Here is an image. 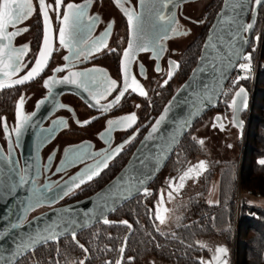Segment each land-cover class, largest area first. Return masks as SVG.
I'll use <instances>...</instances> for the list:
<instances>
[{
    "label": "flooded vegetation",
    "instance_id": "flooded-vegetation-1",
    "mask_svg": "<svg viewBox=\"0 0 264 264\" xmlns=\"http://www.w3.org/2000/svg\"><path fill=\"white\" fill-rule=\"evenodd\" d=\"M212 1L213 0H209L205 3L203 6L204 14L196 21L193 18L197 11L196 8L193 9L195 5L186 7V2L182 5H177L173 16L175 20L174 27L179 26L178 29L181 30L183 27L185 28L184 24L189 22L197 26L200 29V33V31L209 22V16L206 10ZM46 3L53 4L54 7V0H46ZM64 3H87V15L89 17L99 18L92 31V39L94 40L97 37H100L102 33L107 31L108 34L104 37L107 46L91 56L82 57L79 61H75L74 66H72V62H66L63 59L65 55H69L68 50L61 48L58 43L57 36L60 23L56 18V13L52 10L49 11L50 34L53 37V51L47 66L43 69L39 76L32 81L0 89V154H2L5 158L9 156L8 140L4 131L6 118L8 135L13 141L15 156L21 168V157L15 144V132L13 131V129L17 127L18 121L15 113L16 106L19 104L21 97H23V104L20 108L21 119H23L24 116L30 117L36 111L38 102L43 100L44 103L42 105H44L45 108L41 117L44 118L39 125L41 138L49 136V134L44 130H53L49 138L50 140L43 144L40 148L39 171L35 177L38 187L42 188L45 185L50 186L51 190L47 193L50 197L57 196L60 193L57 191L59 189V185L65 183L66 181H70L72 177L80 173L87 165L95 163V160L87 159L83 163H77L73 166H65L61 163V161L65 159V149L81 144H88L90 145V148L88 149L89 151L103 152L109 148H117L126 140L127 142L126 144H123L121 151L109 160L108 167L104 168L98 176L94 177L90 181L80 184L79 187L69 191L67 195H63L62 198L58 199L56 205L54 206H57V204L61 202H63L62 204H66L76 200V198H78L92 182L101 177L107 169L117 161L126 148L130 147V145L134 143H138L140 140L139 138L142 137L141 135L146 132L147 128L154 122L155 118L159 114L158 108L165 105L171 97L173 90L176 89L175 83L178 82L181 84L183 82L184 79L181 77L183 61L187 53L188 45L195 38L194 37L189 43H187L186 37L170 32V34L159 41L160 45H162L163 51L160 53L158 59L153 58V53L151 51L139 52L131 65V72L146 92V95H139V89H137L136 92H132L131 89H129L125 92L124 96L120 98L118 103H114L123 87L121 59L123 51L128 46L129 39L127 16L125 15L123 9L132 8L138 12V0H127V2H125V0H121L120 5H117L115 0H64ZM33 5L34 8H36L34 14L23 24L17 25V28L23 29L26 27L28 28V31L22 32L20 35L14 37L12 41L13 48H23L27 46L25 53L21 57L22 70L20 72H11L10 75L4 78L5 80H12L21 77L35 65V58L40 50L43 39L44 26L43 19L38 8V0H33ZM168 9L171 10L170 6ZM61 11H63V9H61ZM9 30L15 31L16 29L10 28ZM111 49H116V51H110ZM170 62H174L178 65V67L171 69L172 76L169 79L168 73L170 71ZM65 64H69V67L65 68V71L54 73V69L57 67H64ZM23 65H26V67H23ZM140 65H143L142 69ZM157 67H159V71L156 70ZM94 68L100 70V73H97L98 76L101 73H106L107 78L117 82V87L111 92V94L107 96H99L93 99L92 96H89L87 93H83L75 85L57 83L58 81L63 80L64 76L69 75L72 71H84ZM141 72H143V75H141ZM46 80L48 81L47 87L44 84ZM165 80L168 81L166 85H164ZM172 80L177 81L173 83L171 82ZM56 94L57 97L53 105H48L49 99L51 97L53 98ZM79 94L84 95L87 99L85 101L82 100L78 96ZM96 99H99V104L95 107L90 106L91 104L96 103ZM109 103H112L113 106L107 111H104L102 106ZM228 110L229 107L227 110L216 111L214 114H228ZM130 114H135L136 116V120L131 122L130 126H121L109 131V120H116ZM57 120L64 121V124L57 126L54 124V121ZM240 120H243V113L240 115ZM77 121H80L81 123L78 124ZM84 121H89V123L84 124ZM101 134H104L103 139L101 138ZM106 140L109 141V143H106ZM49 157H52V159L49 160ZM97 159H99V157H97ZM58 167L62 169L60 172L56 171ZM81 186L84 187L79 189ZM127 228L129 231V227ZM84 249L86 248L84 247ZM84 252L85 256L80 260L75 255L68 254L65 260L66 264H68V260H71L73 264H81L83 260L85 262L89 253L88 250ZM119 255L116 261H118ZM228 256L229 251H227V264L229 262ZM149 257L153 260H158L152 256H146L142 259H147ZM128 258L129 257L125 258L124 254L122 264L125 262V264L131 262H141L142 260L134 261V258Z\"/></svg>",
    "mask_w": 264,
    "mask_h": 264
},
{
    "label": "snow or ice",
    "instance_id": "snow-or-ice-1",
    "mask_svg": "<svg viewBox=\"0 0 264 264\" xmlns=\"http://www.w3.org/2000/svg\"><path fill=\"white\" fill-rule=\"evenodd\" d=\"M115 2L117 5H120L121 0H115ZM125 2H127V0H125ZM170 2L171 0H138L140 7L139 12L132 8L123 9L125 15L127 16L129 39L128 46L123 51L121 61L123 87L114 103H118L120 98L123 97L125 92L129 89H131L132 92H136L137 89H139V95H146L142 86L138 83L135 76L132 75L131 65L138 52L151 51L154 59L159 58L160 53L163 51L162 45H160L159 41L166 37L170 32L175 31L173 27L175 23L174 17L169 16L165 11ZM245 3L246 0H223L222 11L218 14V24L214 25L212 29L214 35L203 45V54L199 58V66L194 70L192 77L189 82L183 86L181 92L189 89L195 92V82L199 76L215 74L221 69L225 59L227 60V63L231 65L234 60L240 57L238 42L243 39L240 33L242 30H248L253 27L252 24H239L238 14L243 9ZM254 3L257 6L264 5V0H254ZM149 4H151V6H149ZM158 4L160 5L159 7L157 6ZM87 6V3L65 4L64 0H54L53 7V4L46 3V0H38V8L42 16L44 26L41 47L35 58V66L32 67L25 76L15 80L14 84H23L26 81L31 80L34 74H39L47 66L53 51V37L50 34V10L55 11L56 18L60 23L57 36L58 43L61 48L67 49L69 52V55H65L63 59L66 62H72V66H74L75 61H79L82 57L91 56L107 46L104 39V37L108 34L107 31L102 33L100 37H97L94 40L92 39V31L99 18L89 17L86 13ZM61 9H63V11H61ZM35 11L36 8H34L33 0H0V73H2L3 76H8L11 72H20L22 70L21 57L25 53L27 46L23 48H13L12 41L14 37L20 35L22 32L28 31V28L25 27L23 29H19L17 28V25L23 24L34 14ZM10 28L16 30L10 31ZM110 51L115 52L116 49H111ZM244 58L250 59V56H246ZM23 67H26V65H23ZM67 67H69V64H65L64 67H57L54 69V73L63 72ZM140 67L142 69L143 65H140ZM177 67L178 65L174 62L169 63V79L172 76L171 69ZM238 67L241 70H245L249 67V65L239 63ZM156 70L159 71V67H157ZM97 73H100V70L95 68L84 71H72L69 75L64 76L63 80L58 81L57 83L75 85L83 93H87L89 96H92L93 99L99 96H107L111 94V92L116 89L117 82L107 78L106 73H101L99 76ZM141 75H143V72H141ZM244 78L245 77L243 76L239 77V79ZM167 82L168 81L165 80L164 85H166ZM44 84L47 87L48 81L46 80ZM2 87H4V85L0 84V88ZM208 90V84L202 82L200 84V94L203 95ZM177 95L179 96V93ZM175 99L176 98H174L172 102H169V105L164 109L165 115H161L155 122V125L149 133V137L146 139L151 138L153 134L158 131L161 123L165 121L166 114L172 107ZM43 103V100L38 102V107ZM22 104L23 97H21L19 104L16 106L15 114L17 121L21 120L20 108ZM98 104L99 99H96V103L91 104L90 106L95 107ZM112 106L113 104L109 103L102 107L104 111H107ZM246 106L245 89L240 87L239 90L235 92L231 103L228 105V107L233 110L234 120L235 113L238 112L241 107ZM33 115L35 114L33 113ZM30 120L31 117L24 116V123L13 129L18 137L21 135L22 128H24ZM135 120V114L126 115L116 120H109V131L121 126L128 127L130 126V123ZM77 123L80 124L81 122L77 121ZM83 123L87 124L89 121H84ZM54 124L60 126L64 124V121L57 120L54 121ZM185 126H187V122H185V124L181 127ZM4 131L6 135H8L6 118ZM44 131H46L50 136L53 130L47 129ZM101 138H104V134H101ZM47 139L48 136H45L44 140L46 141ZM105 142L109 143L107 140ZM201 143H203V141H201ZM122 147L123 145L118 146L115 149L109 148L103 152H91L88 150L90 145L81 144L65 149V159L61 161V163L65 166H73L77 163H83L87 159H93L95 160V163L87 165L80 173L72 177L70 181H66L63 187L60 188L61 195L51 197L47 195V193L51 190L49 185H45L42 188L38 187L35 176L28 175V173L35 168L34 165L32 166V169H30L28 165H25L22 172L18 167V162L12 158L11 153L7 158L0 154V190H3L5 194L10 195L13 188H21L26 184H31L32 189L29 194L30 198L25 202L24 206L25 212L35 210L37 207L44 204L51 205L58 199L62 198L63 195L68 194L65 191V188L71 190L72 187H79L80 184L90 181L94 177L98 176L104 168L108 167L109 160L117 155L121 151ZM97 157H99V159H97ZM51 159L52 157H49V160ZM260 163L264 164V160H261ZM204 166L205 162L201 161L197 167L204 168ZM4 168H8L10 170L9 177L7 178L2 175ZM61 170L62 169L60 167L56 169L57 172H60ZM132 179H135V177ZM181 179H183V177H181ZM122 181L123 177L117 178V181L111 186L108 193L100 194L99 199L104 201V207L108 206L109 200L115 202L127 195L131 185L124 184ZM23 218L24 217L22 215L19 219L22 220ZM89 218H91V214H89ZM157 219H159L158 215ZM103 222L105 224L109 223L107 219H104ZM121 223L131 227L127 224V221H123ZM65 224L72 225L74 224V221H65ZM12 227L14 228L15 225H12ZM60 229L61 225L59 224H56L55 227H46L45 229L28 237L27 241L18 242L14 250L15 258H19L28 251L34 252L35 246L41 242L58 240ZM69 234L71 235L73 242L76 243L78 247L87 251V249H84L83 245H80L78 241H76V232L74 230ZM3 238L4 237H0V239ZM119 251L123 253L124 248L121 247ZM226 251L227 250L223 247H216L215 252L217 255L212 258L213 261H221V256L219 254H226ZM115 264H121V262L118 260ZM200 264H204V261H201Z\"/></svg>",
    "mask_w": 264,
    "mask_h": 264
},
{
    "label": "trees",
    "instance_id": "trees-1",
    "mask_svg": "<svg viewBox=\"0 0 264 264\" xmlns=\"http://www.w3.org/2000/svg\"><path fill=\"white\" fill-rule=\"evenodd\" d=\"M221 2L222 0H213L207 7L209 22L188 45L181 72L182 79H185L194 67L208 27ZM262 11L259 10L251 44L257 34ZM238 86L246 88L247 82L242 81ZM231 96L232 93H229L227 99ZM162 108L163 106L159 107L158 111L160 112ZM227 109L228 103L218 104L199 118L179 142L169 161L149 186L147 193L134 197L110 214L111 220L127 221L133 225L125 258L132 257L134 261H140L146 256H152L160 261L175 264H200L201 261L205 264V258L209 256V248L202 244L205 239L215 237L224 239L228 244L233 242L234 196L237 184L235 162L226 163L227 165L222 167L219 201L215 204H208L205 201L190 204L185 219L177 231L157 229L153 212L155 194L167 175L172 174L181 161L193 158L198 152V143L192 137L193 129L201 125L210 114ZM135 146L134 143L126 148L117 161L92 182L76 200L94 193L106 184L126 163ZM178 157L180 159H177ZM261 160H264V39L244 145V159L238 173L243 197L236 228L235 264H264V206L251 204L247 199L248 196L264 198V164L260 163ZM127 232V227L103 223H97L79 232L77 241L89 253L84 264H114ZM68 254L75 255L79 260L85 256V252L69 236L61 238L58 242L37 247L33 253H27L15 264H66Z\"/></svg>",
    "mask_w": 264,
    "mask_h": 264
},
{
    "label": "water",
    "instance_id": "water-1",
    "mask_svg": "<svg viewBox=\"0 0 264 264\" xmlns=\"http://www.w3.org/2000/svg\"><path fill=\"white\" fill-rule=\"evenodd\" d=\"M192 1L196 0H171L165 11L169 16L173 17L177 5H182L185 2ZM149 6H151V4H149ZM157 6L159 7L160 5L158 4ZM169 6L171 10L168 9ZM262 6L263 5L257 6L254 3V0H246L243 9L238 14L240 25H253L251 29L242 30L240 33L243 37V39L238 42L240 57L234 60L231 65H229L227 63V60L225 59V62L222 65L221 69L218 70L215 74H211L208 76H199L195 82V92H193L191 89L181 92L183 86L187 84L192 77L194 70L199 66V58L203 54V45L209 40L210 37L214 35L212 29L214 25L218 24V14L222 11L223 7L222 0L220 8L214 15V18L208 27L194 67L191 69L190 73L179 85V87L172 93L171 97L165 103V105L155 118L154 122L142 135L126 163L100 189L86 197L74 200L66 204L50 207L56 204L58 200L51 205L44 204L42 206H49L50 208L32 217H29V215L33 210L30 212H25L24 209L25 202L30 198L29 194L32 189L31 184H26L21 188H13L10 195L5 194L3 190H0V237H4L3 239H0V264H15L27 253H32L33 251H28L21 255L19 258H15L14 256V250L18 242L27 241L28 237L35 234L36 232L41 231L46 227H55L56 224L61 225V229L59 230V239L41 242L35 246V249L48 243L58 242L63 237H71L69 233L73 230L76 232L77 236L79 232L88 229L97 223L105 224L103 222L104 219H107L109 221V223L105 225L128 227L127 225L121 223L123 221H115L109 219L110 214L127 201L133 199L136 196L145 194V190L147 193L149 186L169 161L177 145L185 136V134L190 130V128L199 118H201L204 114L214 109L218 105L217 101L223 85L225 84L228 76L232 73L236 64L241 60L242 56L250 46L259 9ZM139 11L140 7L138 12ZM26 74H24L23 76H25ZM39 74H34L33 78L29 81L34 80L39 76ZM23 76L12 80H5L4 78L6 76H3L2 73H0V84L4 85V87L0 89L20 85L14 84V81L22 78ZM202 82L208 84L209 86V90L203 95L200 94V84ZM239 88L236 91H238ZM235 92L233 93L232 98ZM178 93L179 96L177 95ZM78 96L84 101L87 99L84 95L79 94ZM56 97L57 94L54 95L53 98L51 97L48 101V105H53ZM245 97L247 105L248 94L246 89ZM174 98H176L175 102L167 112L165 121L161 123L158 131L153 134L151 138L146 139L147 137H149V133L151 132L152 127L155 125V122L160 118L161 115H165L164 109L169 105V102H172L174 100ZM246 107H241L240 110L235 113V116L240 118L241 113H244ZM44 108L45 107L42 104L37 107L36 111L34 112L35 115L32 114L30 116L31 120L24 128H22L21 135L19 137L16 135V133H14L15 144L21 157V168L19 166V163L18 167L23 172L25 165H28L30 169H32V166L34 165L35 168L30 171L28 175H34L35 177L37 176V172L39 171L40 148L43 144L47 143L50 140V136H48V139L46 141L44 140V138H41V133L39 131V125L44 118L41 117V115H43L44 113ZM185 122H187V126L181 127L185 124ZM22 123H24L23 119L17 122V126ZM238 127L239 131H242V121L240 119ZM7 140L8 152L9 154L11 153L12 158L17 161L15 150L13 147L14 144L9 135H7ZM126 142L127 140L121 145L126 144ZM243 159L244 156L242 158V161ZM9 171L10 170L8 168H4L2 173L3 177H9ZM119 177H123L122 182L124 184L131 185V188L127 192L126 196L118 199L115 202L109 200L108 206L104 207V201L99 199V196L102 193H108L111 186L117 181V178ZM133 177H135V179H132ZM63 185L64 183L59 185V189L57 191L60 192V188L63 187ZM75 188L77 187H72L71 190ZM71 190L65 188V191L67 193ZM59 195H61V193H59L57 196ZM89 214H91V218H89ZM22 215L24 218L21 220L19 218ZM65 221H74V224L66 225ZM127 224L131 227H129V231L122 243L124 251L123 253L120 252L118 259L121 264L124 258L127 241L133 230V226L128 222ZM12 225H15V227L13 228ZM83 262L84 260L82 261V264Z\"/></svg>",
    "mask_w": 264,
    "mask_h": 264
},
{
    "label": "rangeland",
    "instance_id": "rangeland-1",
    "mask_svg": "<svg viewBox=\"0 0 264 264\" xmlns=\"http://www.w3.org/2000/svg\"><path fill=\"white\" fill-rule=\"evenodd\" d=\"M209 0H197L193 2H186L185 6H191L195 5L193 9L196 8V14L193 16L194 20L200 19L201 16H203V6L205 3ZM264 10V6L261 7L259 10ZM260 18H262L258 26L257 33L260 31V28L264 22V11H262V15L260 13ZM197 23V22H195ZM198 24V23H197ZM182 26V24L180 23ZM200 25V24H199ZM185 28L178 29L179 26L173 27L176 28L173 32L176 35L186 37L187 43H189L196 35L199 33V28L192 23H185ZM180 30V31H179ZM170 34V33H169ZM180 58V57H179ZM177 80H172L171 82H176ZM179 83H175V88L177 89L179 87ZM174 89L173 92L176 90ZM230 104V101L228 102V105ZM233 113V111H231ZM222 118H224V115H226V119L223 121L224 126L223 130L219 131V128L215 124H213V118L216 116V114L212 113L210 114L205 121L201 124L195 127L192 131V137L197 141L198 143V152L197 154L190 159H186L184 161H181L177 167H175V171L172 174H168L166 179L164 180L163 184L170 178L180 176L185 174L187 169L196 168L201 161L205 162L204 168H200L202 170L200 177L203 179L202 185L195 186L194 189H200L202 186L204 187L203 192L200 194V198H204L206 203H212L218 201V194H219V180H220V174L222 171V167H225L230 162H235L237 166V184L235 185V198L239 195L240 190V177L238 173L240 172V166L242 164V158L244 156V145L246 142V139H243V136L240 131H238L233 125L231 124L230 118L228 114H220ZM228 115V116H227ZM203 127V128H202ZM200 129V130H199ZM203 131V132H202ZM207 131V132H205ZM209 136V137H207ZM206 139L207 142H206ZM210 140V142H209ZM203 141V143H201ZM202 147V148H201ZM177 159H180L178 157ZM198 168V167H197ZM210 169H215L217 172L215 174L210 173L207 176V171ZM205 171V176H204ZM208 177V178H207ZM163 184L160 186L162 187ZM204 184V185H203ZM84 186H81L79 189H82ZM58 203L59 204H62ZM56 205V204H54ZM50 206V207H54ZM49 206H39L35 210L31 212L29 217H32L34 215H37L47 209L50 208ZM235 216V215H234ZM171 222L174 224H179L182 222V215H181V209L177 211V208L174 209V214L171 216ZM213 239V240H212ZM219 241L216 238H208L205 241L202 242V244L209 248V256L205 258V264H210L212 260V257H214L216 254L215 249L218 245ZM227 245V251H229V262L228 264H231V250H232V243L228 244L224 239L221 240V246L226 248ZM221 261H219V264H224V256L225 254H220ZM130 259V257L128 258ZM68 264H73L71 260L67 261ZM164 264H173L169 262H163ZM128 264H149V260L142 259L141 262H131Z\"/></svg>",
    "mask_w": 264,
    "mask_h": 264
},
{
    "label": "crops",
    "instance_id": "crops-1",
    "mask_svg": "<svg viewBox=\"0 0 264 264\" xmlns=\"http://www.w3.org/2000/svg\"><path fill=\"white\" fill-rule=\"evenodd\" d=\"M231 99H232V96L229 99L230 103H231ZM231 111L233 110L229 108L228 110V115L230 118L229 122H231L233 127H235L239 131L238 124H239L240 118L235 116V120H234L233 118L234 113H232ZM226 118H227L226 115H224V118H222L220 114H217L216 116H214L213 124H215L217 128H219V131L223 130V126L225 123L223 119L227 120ZM207 140L208 139H206V142ZM186 171L187 172L185 174L183 175L182 173L180 174L181 177H183V179H181L180 176L179 177L176 176V177L168 179L163 184V186L159 188L157 194H155L154 204H153L154 205L153 212L156 218L155 223H156V227L162 231H176L178 227L183 223L185 216L187 214L189 205L196 201H205L204 198H200V195H201L200 193L203 192L204 187L202 186L199 190L194 189L195 186L202 185L203 179L200 177L202 170H200V168L194 167L191 169H187ZM216 172L217 171L215 169H210L207 171V176L210 173L215 174ZM204 176H205V171H204ZM247 199L249 203L251 204L264 206V198H261L258 196H248ZM217 200L219 201V194H218ZM218 201L212 202L209 204H215ZM175 208H177V211L181 209L182 222L180 223V225L179 224L177 225L171 222V216H173ZM157 215L159 216V219H157ZM210 238H215V237H210ZM216 239L219 241V243L217 242L218 243L217 247L218 246L222 247L221 246L222 239L221 238H216ZM223 248L225 247L223 246ZM225 249L227 250V245ZM144 260H149V264H164L161 261L153 260L151 257L147 259L145 258ZM210 264H219V262L211 261ZM224 264H227V251L224 256Z\"/></svg>",
    "mask_w": 264,
    "mask_h": 264
},
{
    "label": "built area",
    "instance_id": "built-area-1",
    "mask_svg": "<svg viewBox=\"0 0 264 264\" xmlns=\"http://www.w3.org/2000/svg\"><path fill=\"white\" fill-rule=\"evenodd\" d=\"M264 6V5H263ZM262 6V7H263ZM264 11V10H263ZM264 37V22L260 28V31L255 35V38L253 39L252 44L250 43V48L247 49V51L242 56L241 60L236 64L234 67L232 73L228 76L225 84L223 85L218 101V104H225L228 103L229 99H227V96L229 93H233L241 86H238L239 83L242 81L247 82V87L245 88L248 94V103L246 110L243 113V120H242V131L241 134L243 136V139H246V134L248 131V126L250 123L251 118V110H252V102H253V96L255 92V84L257 80V74L258 70L261 64V52H262V46H263V38ZM250 56V59H245L244 57ZM239 63H245L248 64L249 67L245 70H241L238 67ZM245 77L244 79H239V77ZM242 194L239 190V195L235 198V208H234V219H233V242H232V252H231V264H235V238H236V228H237V222L239 217V210L241 206V199Z\"/></svg>",
    "mask_w": 264,
    "mask_h": 264
}]
</instances>
